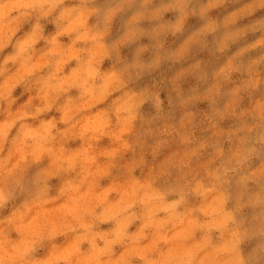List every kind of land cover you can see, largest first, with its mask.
<instances>
[{"label":"clouds","instance_id":"clouds-1","mask_svg":"<svg viewBox=\"0 0 264 264\" xmlns=\"http://www.w3.org/2000/svg\"><path fill=\"white\" fill-rule=\"evenodd\" d=\"M0 264H264V0H0Z\"/></svg>","mask_w":264,"mask_h":264}]
</instances>
